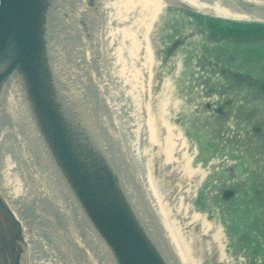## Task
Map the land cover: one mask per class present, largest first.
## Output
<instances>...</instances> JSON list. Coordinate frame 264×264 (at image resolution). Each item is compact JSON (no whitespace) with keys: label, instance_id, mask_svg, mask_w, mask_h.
Returning <instances> with one entry per match:
<instances>
[{"label":"rangeland","instance_id":"obj_1","mask_svg":"<svg viewBox=\"0 0 264 264\" xmlns=\"http://www.w3.org/2000/svg\"><path fill=\"white\" fill-rule=\"evenodd\" d=\"M182 7L165 6L150 34L145 108L159 141L165 121L177 131L193 173L183 172L179 152L165 165L159 145L150 174L196 264H264V21L207 17ZM12 143L0 148V174L7 172L14 188L22 155ZM225 191L234 196L224 199Z\"/></svg>","mask_w":264,"mask_h":264},{"label":"bare ground","instance_id":"obj_2","mask_svg":"<svg viewBox=\"0 0 264 264\" xmlns=\"http://www.w3.org/2000/svg\"><path fill=\"white\" fill-rule=\"evenodd\" d=\"M91 2L76 0L77 11L75 10L74 15H84L88 23L91 20L96 23L94 37L88 40L90 28L87 30L82 26H77L71 35L66 31L72 38V47L65 44L56 53L55 73L69 85L75 79V92H72L77 100L81 96L84 98L83 90L88 88V83L93 87L90 98L86 97L92 108L89 113L105 142H113L114 146L120 144V149H115L114 152L120 154L119 158L125 161L124 165L128 170L132 168L135 172L133 180L127 184V192L133 203L136 200L143 219L147 216L151 222L153 220L152 228L159 239L161 236L157 230L161 228L163 237L165 236L163 239L171 245L177 257L171 253L172 261L196 264L187 241L169 218L167 209L160 204L161 195L150 174L153 163L151 155L153 149L159 145L165 165L171 164L174 161L172 156L179 152L183 161V172L187 176L193 173L190 170L191 162L187 165L185 155H181L185 152V147L179 141L177 131L166 121L160 124L159 128L164 134L160 142L156 120L147 115L145 106L149 104L151 82L146 77L151 78L150 68L153 63L150 34L154 24L159 23L158 14L165 6L171 9L175 5L183 6V10L196 11L203 16L230 20L261 21L264 17L236 10L233 3L228 1L209 3L203 0H94L96 7L90 6ZM169 12L174 14V10ZM154 16L156 17L153 18ZM86 67H94L96 70L82 72ZM113 88L117 91L116 95ZM12 92L15 90L7 87L0 101V117L3 115L0 118V148L4 150L3 144L13 141L14 152L22 155L18 160L22 169L17 171L18 183L14 188L10 187L7 172L5 176L0 174V179H5L3 182L0 180V193L8 206L10 205V211L16 220L14 223L9 218L13 223L9 231L5 232L6 241H9L11 233L18 227L22 238L17 250L23 264H112L104 245L90 229L88 222L86 223L85 216L77 209L67 186L54 173L56 171L50 162H45L38 151L39 146L32 126L26 123L25 111L19 104L17 94ZM85 106L87 107L86 102ZM104 108L109 112L104 111ZM100 109L103 111L102 115H99ZM106 116H110L109 121ZM160 120H163L162 116ZM195 176L198 175L193 177ZM200 178H204V173ZM226 192L228 191L222 192V196ZM191 219L192 222L200 223L197 216ZM205 229H209V226H205ZM219 239L218 236L217 240ZM159 242L167 248V245Z\"/></svg>","mask_w":264,"mask_h":264},{"label":"water","instance_id":"obj_3","mask_svg":"<svg viewBox=\"0 0 264 264\" xmlns=\"http://www.w3.org/2000/svg\"><path fill=\"white\" fill-rule=\"evenodd\" d=\"M75 1L0 0V101L7 87L15 90L12 93L17 94L25 121L32 126L38 151L58 172L54 173L67 186L112 264H179L172 261L174 252L163 239L160 226L157 232L161 239L152 228L153 220L147 216L143 219L136 200L133 203L127 192L135 172L128 170L120 154L114 152L120 144L106 143L93 122L88 103L93 87L88 83L83 90L85 99L81 96L77 100L73 96L75 79L69 85L55 73L56 53L65 44L72 47L70 33L77 26L90 28L88 40L94 37L96 23H88L84 15L75 17ZM91 1L90 6L96 7ZM203 1H228L236 10L264 17V2ZM86 68L82 72L96 70ZM104 111L109 112L107 108ZM106 118L110 120V116ZM232 195L228 191L224 197ZM9 206L0 193V250L8 264H23L17 250L22 238L20 229L11 233L9 241L5 239L6 230L16 223Z\"/></svg>","mask_w":264,"mask_h":264},{"label":"flooded vegetation","instance_id":"obj_4","mask_svg":"<svg viewBox=\"0 0 264 264\" xmlns=\"http://www.w3.org/2000/svg\"><path fill=\"white\" fill-rule=\"evenodd\" d=\"M0 264H8L6 258L2 255L0 250Z\"/></svg>","mask_w":264,"mask_h":264}]
</instances>
